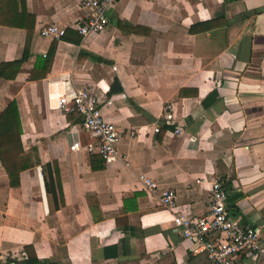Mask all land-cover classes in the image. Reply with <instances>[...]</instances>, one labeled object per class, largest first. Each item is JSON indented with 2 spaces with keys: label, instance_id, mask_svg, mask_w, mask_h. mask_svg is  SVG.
I'll return each mask as SVG.
<instances>
[{
  "label": "crops",
  "instance_id": "obj_1",
  "mask_svg": "<svg viewBox=\"0 0 264 264\" xmlns=\"http://www.w3.org/2000/svg\"><path fill=\"white\" fill-rule=\"evenodd\" d=\"M79 1L25 0L35 19L29 60L0 80V112L17 102L22 148L40 162L17 188L0 165V264H22L10 255L26 246L39 264H210L173 233L172 218L206 215L214 180L232 218L260 234L261 251L239 264H264V0H120L106 29L86 38L74 29L86 15ZM47 25L65 36L40 37ZM25 39L0 26V63L20 59ZM49 52L45 78L27 80ZM88 86L122 132L109 165L70 150L92 138L80 114L57 108L66 88ZM47 163L59 171L58 207L45 192ZM164 190L175 193L172 211Z\"/></svg>",
  "mask_w": 264,
  "mask_h": 264
},
{
  "label": "built area",
  "instance_id": "obj_2",
  "mask_svg": "<svg viewBox=\"0 0 264 264\" xmlns=\"http://www.w3.org/2000/svg\"><path fill=\"white\" fill-rule=\"evenodd\" d=\"M120 0H80V7L86 12L81 22L74 26L82 38L103 32L108 25L107 13ZM66 29L57 25H47L40 29L42 38L60 40L65 36ZM57 108L63 113H78L83 117V128L92 138V142L82 146L76 142L70 146L71 151L85 150L88 154H97L109 165L117 159L116 147L121 140L122 132L112 122L105 119L93 86L81 89L66 88L59 97ZM164 120L172 123L174 116L172 107L165 106ZM155 133L159 127H154ZM175 135L181 131L175 129ZM144 186L153 191L156 183L144 175L139 176ZM209 205L206 215L192 221L176 213L172 218V231L189 244L193 253H201L210 264H239L244 255L257 254L262 245L259 231L249 225L235 221L226 206V195L219 180L211 183ZM162 207L175 209V193L164 190L160 195ZM12 258H24L23 252L13 253ZM1 260V258H0Z\"/></svg>",
  "mask_w": 264,
  "mask_h": 264
},
{
  "label": "trees",
  "instance_id": "obj_3",
  "mask_svg": "<svg viewBox=\"0 0 264 264\" xmlns=\"http://www.w3.org/2000/svg\"><path fill=\"white\" fill-rule=\"evenodd\" d=\"M34 21V17L27 13L25 0H0V26L18 28L26 32L22 57L18 60L0 63V80L13 81L23 64L29 60ZM51 57L52 52L46 54L45 57H37L27 80L37 81L45 78ZM21 135L18 106L13 100L0 112V165L6 173L11 188L19 187L22 172L40 164L39 159L32 152L23 150ZM102 162L105 163L103 160ZM42 175L46 194L54 200L56 207L63 205L60 176L56 164L42 165ZM226 206L229 208L228 199ZM24 254L22 264H39L32 246L24 247Z\"/></svg>",
  "mask_w": 264,
  "mask_h": 264
}]
</instances>
